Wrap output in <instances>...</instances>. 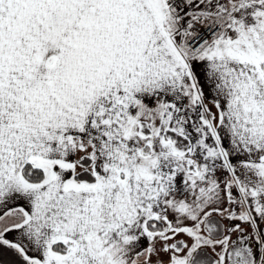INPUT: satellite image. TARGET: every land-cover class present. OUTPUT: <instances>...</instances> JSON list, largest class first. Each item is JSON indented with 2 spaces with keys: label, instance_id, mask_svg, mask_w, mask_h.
Here are the masks:
<instances>
[{
  "label": "snow or ice",
  "instance_id": "1",
  "mask_svg": "<svg viewBox=\"0 0 264 264\" xmlns=\"http://www.w3.org/2000/svg\"><path fill=\"white\" fill-rule=\"evenodd\" d=\"M0 264H264V0H0Z\"/></svg>",
  "mask_w": 264,
  "mask_h": 264
}]
</instances>
